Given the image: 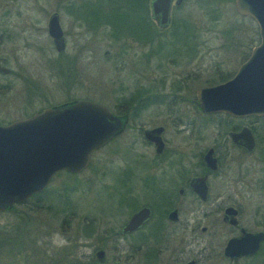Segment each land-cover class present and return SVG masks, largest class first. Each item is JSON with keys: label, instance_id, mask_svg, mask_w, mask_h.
I'll return each mask as SVG.
<instances>
[{"label": "flooded vegetation", "instance_id": "af4514ba", "mask_svg": "<svg viewBox=\"0 0 264 264\" xmlns=\"http://www.w3.org/2000/svg\"><path fill=\"white\" fill-rule=\"evenodd\" d=\"M174 1L170 2L166 24L159 25L151 11V0H56V7L50 6L49 0H26L25 10H21L20 0H0V46L13 45L15 50L12 52L13 58L7 54L0 55V125H8L14 121L25 119L45 108L33 110L35 99L31 91L28 93L29 89L27 88L29 81L31 85L33 77L24 70L21 60L17 59L19 53L22 54L26 50L28 53L37 52L40 56H45L43 51L45 49L47 51L51 46L56 52V57L52 61L58 62L61 67L70 61V57L74 62L80 59V57L76 58L77 55H74L76 52L74 53L73 50L70 56L66 53L69 46L68 35L70 34L65 26L67 15L72 19L80 34L85 31L92 35L99 29H103L102 31L107 35V40L111 45L117 44L114 53L118 57L125 56V52L129 48L131 49L129 43H132L138 48V53L132 54V57H137L134 61L138 60L140 63L141 61L145 62L146 56L150 60L157 53L158 56H161L160 64L162 65H179V58H182V66H185L186 71H183L179 77L183 81H179V77L174 81L160 79L162 82L160 92L166 94L173 101L178 98V101H175L177 102L175 106L166 108L167 119L172 125H175L179 136L183 137V143L194 146L192 153L185 152L183 147L174 148L169 159L163 161L167 143L164 138V126L156 125L162 127L160 138L163 147L159 153L155 152L153 143L143 135L144 129L156 126L140 129L143 140L153 148L152 162L155 163L157 173L154 178L144 176L142 179L144 187H151V190H144L147 200L139 203L134 192L129 189L130 179L139 178L134 170L135 163H142V166L146 167L151 161L138 156L133 165L127 164L128 170L123 172V184L128 189L122 192L124 193L123 197L122 199L118 197V200L120 198V204L131 206L133 210L121 226L141 208H147L149 215L136 230L120 233V226L117 234L106 236V240L117 242L116 239L129 237L143 243L137 245L139 248L147 240H150V243L154 244L153 247L147 246L148 250L139 253L141 264H157L162 248L160 243L167 241L170 237L173 238L177 233L186 237V243L196 245L198 253L196 258L186 260L184 263V258L188 259L189 256L175 257L173 262L177 264H189V262L197 264V259L202 256L200 252L205 249H208L210 255L219 258L218 264H264V116L237 117L225 112H202L196 103V91L205 85L196 88L191 95L184 94L183 90L186 88L184 86L188 82L187 79L191 75H195V71L202 69L197 68L195 71L192 69L194 63L199 62L198 58H192L193 49L189 45L193 44L190 43L193 36L192 27L183 26V20H178L180 17L175 19L172 10V8H178L185 0H182L178 5H175ZM124 2L127 5H124ZM122 4L124 8L127 6L132 10V15L137 21L133 28L119 26L120 18L113 16V12L116 11L117 14L120 12L119 8ZM88 5L96 10L100 8L99 11L105 16L94 11L90 14V19L87 20L83 17V13L87 12ZM52 14L57 17L63 39V45L59 51L55 49L53 40L48 33ZM99 15L104 19H98ZM147 43H150L149 45L153 46L151 50L156 52H151L148 49L147 54ZM72 49H76V47L73 46ZM109 58L114 62V65L116 63L118 65L125 64L123 58L117 60L111 56ZM235 71L213 85L228 80ZM208 85L210 86V84ZM25 89L27 91L23 93ZM20 90L21 94L19 95ZM189 90L188 88L185 92H191ZM142 94H146V91H143ZM42 95L43 93H41ZM178 103L189 104L190 108L185 110L178 106ZM129 104L127 100L119 102L115 107L116 110L108 108L112 114L124 116L126 126L103 146L115 140L128 128V116L131 110L137 109L136 104ZM209 128L214 129L210 132L207 131ZM243 130L248 132H243ZM248 135L251 137L250 146H248ZM209 138H211V142L207 146L195 150V147ZM60 172L79 173L57 171L50 177L43 190L48 187L53 176ZM39 193H33L22 201L12 203L0 210V216L6 214L16 218L15 223L5 222L0 225V264H18L13 258L18 260L19 264H34L32 256L34 238L30 234H33V217L19 207L26 206L27 210L32 211V204H29L28 201ZM228 207L235 211L232 214L233 221H230V216L225 214ZM202 221H205L206 225H202ZM19 222L21 224L18 225ZM157 226L163 227L164 233L149 234ZM144 227H148V234L141 233ZM245 234L259 235L255 249L237 257L225 256L223 249L226 242L231 238L243 237ZM204 236L210 246L200 247V240ZM244 241L243 244L247 246V240ZM212 243H218V245L212 246ZM155 244L160 245L156 247ZM250 246H253L252 242ZM99 249L103 251V254L100 259H97L95 253ZM23 251H25V255L21 256ZM44 252L45 247H43V255ZM104 255L105 251L102 248H97L93 252V259L98 264L105 263ZM126 258L131 259L132 262L123 264L133 263V256ZM44 261L50 263L47 259ZM57 264L60 262L58 261ZM106 264H112V261L108 260Z\"/></svg>", "mask_w": 264, "mask_h": 264}, {"label": "rangeland", "instance_id": "374dc122", "mask_svg": "<svg viewBox=\"0 0 264 264\" xmlns=\"http://www.w3.org/2000/svg\"><path fill=\"white\" fill-rule=\"evenodd\" d=\"M20 1L22 10L26 8V0ZM55 1L49 0L50 6L56 7ZM125 2L123 4L127 5ZM123 4L119 8L120 12H113V16L120 18L119 26L133 28L137 21L132 15V10L127 6L124 8ZM99 9H92L88 5L83 17L89 20L90 14L94 11L100 12ZM172 10L175 19H185L184 22L192 27L193 36L190 43L193 44L189 45L193 49L192 58L199 59L192 69H202L195 71V75L187 79L188 82L184 86L187 89L183 90L185 95H191L202 85L220 82L223 80L220 76H230L248 57L251 48L258 43L255 22L249 17L239 16L234 11L233 0H185L178 8ZM101 18L103 17L99 15L98 19ZM65 21L66 30L70 33L66 53L70 56L72 50L76 52V58L80 57L76 62L70 57V61L61 67L58 62L52 61L56 52L51 46L47 51H43L45 56H40L37 52L28 53L26 50L17 55L24 70L33 77L31 85L29 81L27 87L28 93L31 91L35 99L33 110L75 99L91 100L110 109H115L119 102L128 100L129 105L136 104L137 109L131 110L128 116V128L115 140L95 151L81 172H60L54 175L48 187L28 201L32 204V211L27 210L26 206L19 207L33 217V234L30 233L34 238L33 263L57 264L59 261L60 264H92L94 250L102 248L106 259L102 264H106L108 260H111L112 264L130 263L131 259L126 258L129 256H133L132 264H141L139 253L148 250L147 246L153 247L154 244L150 243V240L139 248L137 245L143 243L132 238L116 239L115 242L106 240V236L117 234L122 222L133 210V207L119 202L124 194L122 192L128 189L123 184V172L128 170L127 164L133 165L138 156L151 161L146 167L139 162L134 165L139 178L130 179L129 189L134 192L139 203L147 200L144 190H151V187H144L142 179L144 176L154 178L157 173L155 163L152 162L153 148L143 140L141 128L164 126V138L167 143L163 161L169 159L174 148L183 147L185 152L192 153L194 146L185 145L175 125L167 119L166 108L175 106L178 98L173 101L160 92V79L174 81L186 68L182 66V58H179L178 66L160 64L161 56H158V53L150 60L146 56L145 62L134 61L137 57H132V54H137L138 48L132 43H129L131 49L127 48L125 56L118 57L114 53L117 44L111 45L103 29L92 35L84 30L85 33L80 34L68 15ZM149 44L146 45L147 54L148 49L156 52L151 50L153 46ZM73 46L76 49H72ZM13 51V45L0 46V55L7 54L13 58ZM110 56L115 60L123 58L125 64L114 65ZM189 69L192 70L190 67ZM178 79L183 81L180 77ZM188 88L191 92H185ZM26 91L27 89L23 93ZM143 91H146V94L143 95ZM178 106L185 110L190 108L186 103H178ZM212 129L214 128L207 131L211 132ZM210 139L199 144L195 150L207 146L211 142ZM62 201L64 206H60ZM15 220V216L4 214L0 216V225L5 222L15 223ZM201 223L206 225L205 221ZM147 232L148 227L141 230L143 234H148ZM185 241L186 237L177 233L173 238L160 243L161 245L155 244L156 247H162L157 264H177L173 260L178 256H189L188 259L184 258L183 263L196 258V245ZM216 245L218 243H212V246ZM199 246H210L205 236L200 240ZM209 253L208 249L202 250L197 264H218L219 258ZM24 255L25 251L21 253V256ZM45 259L50 263L45 262ZM13 260L19 264L18 260ZM96 263L98 264L96 261L93 264Z\"/></svg>", "mask_w": 264, "mask_h": 264}, {"label": "water", "instance_id": "95a60500", "mask_svg": "<svg viewBox=\"0 0 264 264\" xmlns=\"http://www.w3.org/2000/svg\"><path fill=\"white\" fill-rule=\"evenodd\" d=\"M181 1L175 0L174 4ZM170 2L151 0V11L159 25L167 22ZM233 8L239 16L249 17L255 22L258 43L231 78L197 89L196 103L204 113L264 116V0H233ZM48 33L59 51L63 39L55 14L50 17ZM125 126L124 116H116L104 105L86 99L45 107L25 119L0 125V210L42 191L57 171L76 173L83 170L91 153ZM161 131L160 126L143 130L144 137L153 143L156 153L163 147ZM234 212L230 207L225 210L230 221H233ZM148 215L147 208L134 212L121 226L120 233L136 230ZM258 238V234L231 238L223 249L224 255L237 257L250 253L255 249ZM244 240H247L248 247L243 244ZM102 254L101 249L95 253L97 259Z\"/></svg>", "mask_w": 264, "mask_h": 264}, {"label": "trees", "instance_id": "16d2710c", "mask_svg": "<svg viewBox=\"0 0 264 264\" xmlns=\"http://www.w3.org/2000/svg\"><path fill=\"white\" fill-rule=\"evenodd\" d=\"M185 21V19L183 20V26H189L186 22H184ZM182 25V24H181ZM178 26H180V24H178ZM221 77V79H224L226 76H220ZM60 206H64L63 205V201L61 202V205ZM164 228L163 227H160V226H157V227H154L153 229H152V231H150L149 232V234H158V235H160V234H163L164 233ZM93 263H95V260L93 259L92 260V264Z\"/></svg>", "mask_w": 264, "mask_h": 264}]
</instances>
